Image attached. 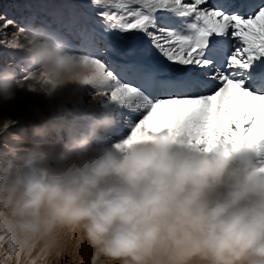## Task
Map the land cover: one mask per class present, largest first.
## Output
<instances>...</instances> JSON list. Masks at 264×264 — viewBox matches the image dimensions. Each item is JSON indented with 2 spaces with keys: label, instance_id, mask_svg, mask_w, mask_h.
Returning a JSON list of instances; mask_svg holds the SVG:
<instances>
[{
  "label": "clouds",
  "instance_id": "obj_1",
  "mask_svg": "<svg viewBox=\"0 0 264 264\" xmlns=\"http://www.w3.org/2000/svg\"><path fill=\"white\" fill-rule=\"evenodd\" d=\"M8 47L22 63L0 69L2 102L27 82L46 97L91 88L101 110L83 111L81 127L36 126L42 139L67 135L54 157L0 118L2 155L14 157L0 162V264H264V162H237L256 147L168 133L104 143L121 116L96 58L41 24L22 26Z\"/></svg>",
  "mask_w": 264,
  "mask_h": 264
},
{
  "label": "snow or ice",
  "instance_id": "obj_2",
  "mask_svg": "<svg viewBox=\"0 0 264 264\" xmlns=\"http://www.w3.org/2000/svg\"><path fill=\"white\" fill-rule=\"evenodd\" d=\"M93 4L107 9L98 13L103 23L81 28L75 49L84 51H75L96 58L109 84L108 102L130 113L125 126L129 145L168 133L205 147H264V92L246 86H264V0ZM158 12L166 15L158 18ZM16 23L0 17V47H8L20 31L22 26L6 32ZM113 30L143 33L150 44L121 49L108 36ZM153 49L169 64L154 57ZM113 52L124 59L112 60Z\"/></svg>",
  "mask_w": 264,
  "mask_h": 264
},
{
  "label": "rangeland",
  "instance_id": "obj_3",
  "mask_svg": "<svg viewBox=\"0 0 264 264\" xmlns=\"http://www.w3.org/2000/svg\"><path fill=\"white\" fill-rule=\"evenodd\" d=\"M104 10L107 9L103 5L95 6L93 0H0V17L13 19L17 22L6 30L7 33H12L16 28L27 24L29 21H34V24L47 26L54 35L64 39L73 50L79 51H84L83 49H75V46L79 44L78 33L80 29L85 27L91 28L103 23V19L98 13ZM161 15H166V13H157L158 18ZM108 36L121 49L134 48L144 43L150 44V41L147 40L143 33L135 31L122 34L119 31L113 30L108 33ZM9 39H11L10 36ZM154 50H152L154 57L158 58L164 65H168L169 62ZM110 56L112 60L117 62L124 59L120 52H113ZM10 62H15L19 69V65L22 63L20 55L7 46L0 47V69L8 66ZM18 75L23 78V72H18ZM23 86L25 88L17 90L14 100L4 103L2 102V98H0V118L9 117L15 120L16 123L11 125L8 130L23 137L22 143L26 146H34L37 143L42 144L52 157L57 155V143L67 139V135L64 134L59 140L55 135L42 139L33 135V129L36 126L62 120L81 127L83 121L79 117L83 111L92 112L101 110V104L93 102L92 96L95 90L91 88L84 89L83 91L74 88L67 89L59 95L46 97L43 94L27 90V82H24ZM103 99L106 98H97V100ZM117 110L121 116V124L114 129L102 131L99 134L100 139L104 143L119 140L126 135L125 126L130 113L126 110ZM139 118L141 117L137 119ZM9 143L14 144L16 141L10 140ZM5 151L3 135L0 134V162L3 163L14 159L11 156H3L2 154ZM245 154L244 152L240 153L238 163L244 161L242 157ZM250 158L262 162L256 155ZM6 256L7 253L0 255V262L4 261ZM69 259L70 257L65 258V264Z\"/></svg>",
  "mask_w": 264,
  "mask_h": 264
},
{
  "label": "bare ground",
  "instance_id": "obj_4",
  "mask_svg": "<svg viewBox=\"0 0 264 264\" xmlns=\"http://www.w3.org/2000/svg\"><path fill=\"white\" fill-rule=\"evenodd\" d=\"M209 2H211V0H209ZM159 13L161 14V12H158V14ZM154 51H156V50H154ZM246 86L252 87L253 91L264 92V86H257V85H251V84L250 85H246ZM243 152L246 153V154H245L244 157H242V160H246V159L252 157L253 155H256V156H258L261 159L262 162H264V147L260 148L259 150L249 149L247 152L246 151H243Z\"/></svg>",
  "mask_w": 264,
  "mask_h": 264
}]
</instances>
